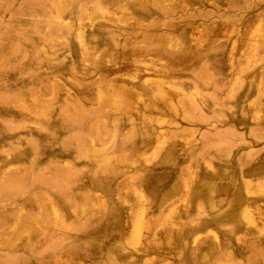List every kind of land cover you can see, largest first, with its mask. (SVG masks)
Masks as SVG:
<instances>
[{"label":"rangeland","instance_id":"obj_1","mask_svg":"<svg viewBox=\"0 0 264 264\" xmlns=\"http://www.w3.org/2000/svg\"><path fill=\"white\" fill-rule=\"evenodd\" d=\"M0 264H264V0H0Z\"/></svg>","mask_w":264,"mask_h":264}]
</instances>
